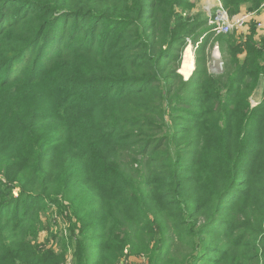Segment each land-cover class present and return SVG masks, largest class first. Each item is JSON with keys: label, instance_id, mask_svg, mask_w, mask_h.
<instances>
[{"label": "trees", "instance_id": "1", "mask_svg": "<svg viewBox=\"0 0 264 264\" xmlns=\"http://www.w3.org/2000/svg\"><path fill=\"white\" fill-rule=\"evenodd\" d=\"M198 1L0 0V264H264V35L213 76Z\"/></svg>", "mask_w": 264, "mask_h": 264}, {"label": "rangeland", "instance_id": "2", "mask_svg": "<svg viewBox=\"0 0 264 264\" xmlns=\"http://www.w3.org/2000/svg\"><path fill=\"white\" fill-rule=\"evenodd\" d=\"M202 4H203V0H199L196 8H194L192 11L194 13L201 12V13H203L204 17H206L205 12H204V7ZM262 11H264V9ZM185 12H187V11H185ZM240 13H243V12L241 11ZM259 21H263V20H259L257 18L250 20V22L247 24L246 27L239 29V30L235 29L233 32H237L239 35H246L249 32H251V28H253V26H256V29L258 31L257 37L259 38V36L264 35V32L260 31V29L257 27V23ZM208 25H209V23H207V27H208ZM205 28H206V26H205ZM218 35L219 34H217L214 30H212L211 32L207 31L205 33V35L203 36V37H205L204 42L207 41L206 43H208V45H207L208 68H209V72L213 76L220 75L225 70L222 52H221V49L219 48V45L216 43V40H215V38ZM196 47H197L196 45H194L192 43H188V45L183 49V52H182L181 71L184 74L185 78H187V79L192 75V73L195 69ZM262 97H263V85H261L259 87V89L255 92V94L252 96V98H251L252 105L253 106L257 105L262 100ZM47 213L50 214V219L53 220V224L59 223L64 228L69 225V223H63V221L65 220L64 218H66V217L64 215L60 214L58 209L53 208L52 210L47 211ZM47 219L48 218L46 217V220ZM54 227H56V226H54ZM46 239H47V233H46V231H43L41 233L40 238L37 240V243L43 242ZM56 247H57L56 249L58 252H60V251L64 252L62 246L60 248L58 246H56ZM95 250L98 251V249H95ZM71 255H74V245L68 249V252H66V250H65V260L62 261L60 264L67 262L68 259H71V257H70ZM128 261H129L128 264H146V259L143 257L141 258V257H137V256H132L131 259H129ZM72 263H74V262H72Z\"/></svg>", "mask_w": 264, "mask_h": 264}, {"label": "built area", "instance_id": "3", "mask_svg": "<svg viewBox=\"0 0 264 264\" xmlns=\"http://www.w3.org/2000/svg\"><path fill=\"white\" fill-rule=\"evenodd\" d=\"M203 7L209 25L217 34L232 33L247 26L250 20L255 19L257 12H243L230 15L220 0H203ZM257 27L264 32V21H259ZM62 264H73L71 259ZM128 264V263H125Z\"/></svg>", "mask_w": 264, "mask_h": 264}, {"label": "crops", "instance_id": "4", "mask_svg": "<svg viewBox=\"0 0 264 264\" xmlns=\"http://www.w3.org/2000/svg\"><path fill=\"white\" fill-rule=\"evenodd\" d=\"M264 9V8H263ZM263 9H261L259 12H257L255 14V18L259 19V20H263L264 21V11H262ZM246 8L242 9V12H245Z\"/></svg>", "mask_w": 264, "mask_h": 264}, {"label": "bare ground", "instance_id": "5", "mask_svg": "<svg viewBox=\"0 0 264 264\" xmlns=\"http://www.w3.org/2000/svg\"><path fill=\"white\" fill-rule=\"evenodd\" d=\"M193 66V65H192ZM189 70V69H188Z\"/></svg>", "mask_w": 264, "mask_h": 264}]
</instances>
